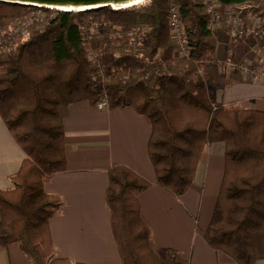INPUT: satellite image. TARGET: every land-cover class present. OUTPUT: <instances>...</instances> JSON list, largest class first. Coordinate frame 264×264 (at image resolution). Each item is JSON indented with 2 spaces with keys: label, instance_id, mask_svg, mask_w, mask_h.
Wrapping results in <instances>:
<instances>
[{
  "label": "trees",
  "instance_id": "16d2710c",
  "mask_svg": "<svg viewBox=\"0 0 264 264\" xmlns=\"http://www.w3.org/2000/svg\"><path fill=\"white\" fill-rule=\"evenodd\" d=\"M220 1L264 6V0ZM175 5L186 29V55H177L170 41ZM37 9L56 15L29 24L26 37L16 31L0 54V117L25 154L14 187L0 189V244L18 243L34 264H85L55 256L50 219L63 201L44 185L68 167L69 105L107 99L113 108L131 106L149 119L155 184L176 196L192 186L204 147L225 143L224 176L205 238L238 264L264 259V110L216 104L206 68L229 35L209 28L201 0L89 12L0 2V26ZM108 175L106 202L122 264H189L175 248L151 247L140 195L154 183L126 165L112 166Z\"/></svg>",
  "mask_w": 264,
  "mask_h": 264
},
{
  "label": "crops",
  "instance_id": "0c3cea01",
  "mask_svg": "<svg viewBox=\"0 0 264 264\" xmlns=\"http://www.w3.org/2000/svg\"><path fill=\"white\" fill-rule=\"evenodd\" d=\"M206 70L214 78L216 104L240 103L264 110V81L221 66L219 58ZM64 125L68 167L44 185L62 198L61 211L50 219L56 257L85 264H122L106 202L108 170L126 165L154 184L140 195L142 213L152 230L154 250L175 248L189 264H238L206 240L225 169V143L204 147L194 182L182 196L156 185L148 154L149 119L133 107L81 101L68 107ZM25 158L0 117V189L14 187L12 177ZM0 264H34L18 243L0 244ZM256 264H264V259Z\"/></svg>",
  "mask_w": 264,
  "mask_h": 264
},
{
  "label": "rangeland",
  "instance_id": "374dc122",
  "mask_svg": "<svg viewBox=\"0 0 264 264\" xmlns=\"http://www.w3.org/2000/svg\"><path fill=\"white\" fill-rule=\"evenodd\" d=\"M151 1L152 0H145L138 5L145 6L150 4ZM201 2L205 6L207 13L210 15L209 28L212 29V31L220 30L228 33L229 35L228 43L220 41L218 45L217 58H219L221 66H232L235 69H238L239 71L247 74L248 76L257 77L264 81V76L256 75L251 71H245V68L251 65L255 69H260L261 72H264V44H262L261 42L252 44L249 41V38H255L258 41L264 40V6H262L261 2L251 1L247 4L236 6L223 4L220 0H211L209 2L201 0ZM213 2L216 4L215 14L208 11V4ZM216 14L219 15L218 18H216ZM230 14L233 15V18L231 19H229ZM45 15L48 18H52L56 15V12L50 11ZM169 18L168 26L170 29V41L171 44L174 45L173 36L169 25ZM38 19L39 17L35 13L27 12L25 15L14 19L10 24L6 26H0V41H5L6 44V48L0 51V54L10 49L13 39L12 35L16 33L18 29H15L16 25H28ZM241 29L248 30H245V33L241 36L233 35V33L239 34V31ZM252 29H256V31H259L260 33L256 34L252 31ZM21 32L22 34H24V37L28 35L27 28L21 30ZM102 75L104 77L106 75V72L102 71ZM104 81L105 80L102 81V85Z\"/></svg>",
  "mask_w": 264,
  "mask_h": 264
},
{
  "label": "built area",
  "instance_id": "2783aa9c",
  "mask_svg": "<svg viewBox=\"0 0 264 264\" xmlns=\"http://www.w3.org/2000/svg\"><path fill=\"white\" fill-rule=\"evenodd\" d=\"M207 2L211 1V0H205ZM144 2V1H143ZM171 14H170V18H169V25L171 28V32H172V36H173V43H174V47L176 50V54L177 55H186L188 53V43H187V39H186V29L184 27V24L182 22V12L179 6H172L171 7ZM215 8H216V4L210 3L208 4V11L212 12L215 14ZM33 13H35L38 17L39 20H41L44 17H46L45 12L41 9H37L35 10ZM216 18L219 17L218 14L215 15ZM233 18V15H229V19ZM29 25V24H28ZM27 24H18L16 25L15 29H17V31L19 30H24L26 29V27L28 26ZM246 31L248 29H245ZM244 29H241L239 31V34L233 33L234 36H241L245 33ZM253 32H255L256 34H259V31H256V29H252ZM245 36V35H244ZM243 36V37H244ZM6 48V44L5 41L2 42L0 41V51H2L3 49ZM245 71L249 72L251 71L252 73L256 74V75H262L264 76V72H261L260 69H255L253 66L249 65V67L245 68ZM107 105H109V101L107 99L101 100L98 102V106L99 107H106Z\"/></svg>",
  "mask_w": 264,
  "mask_h": 264
},
{
  "label": "water",
  "instance_id": "95a60500",
  "mask_svg": "<svg viewBox=\"0 0 264 264\" xmlns=\"http://www.w3.org/2000/svg\"><path fill=\"white\" fill-rule=\"evenodd\" d=\"M140 0H0V2L46 7L64 12H89L103 7L124 9Z\"/></svg>",
  "mask_w": 264,
  "mask_h": 264
},
{
  "label": "bare ground",
  "instance_id": "6f19581e",
  "mask_svg": "<svg viewBox=\"0 0 264 264\" xmlns=\"http://www.w3.org/2000/svg\"><path fill=\"white\" fill-rule=\"evenodd\" d=\"M143 1H145V0H140V1L136 2V4H134V5H131V6L138 5V4L142 3ZM131 6H129V7H131Z\"/></svg>",
  "mask_w": 264,
  "mask_h": 264
}]
</instances>
